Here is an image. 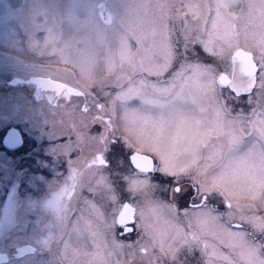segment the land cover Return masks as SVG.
Masks as SVG:
<instances>
[{
	"label": "snow or ice",
	"instance_id": "6c2138e0",
	"mask_svg": "<svg viewBox=\"0 0 264 264\" xmlns=\"http://www.w3.org/2000/svg\"><path fill=\"white\" fill-rule=\"evenodd\" d=\"M240 2L213 0L210 6L207 0L202 3L192 0H155V3L153 0H70L69 6L60 13L61 18L78 32L80 24L75 22V16L81 11L87 13L84 23L90 34L80 41L75 38L62 41V47L57 43L62 30L56 0L50 7L38 6L31 13L32 33L41 29L48 33L42 46L51 48L65 63L78 67L85 81L81 85L79 81L71 83L68 79L45 75L36 81L39 89L51 92L53 99L83 98L84 113L89 112V105L100 113L92 117V123L104 124L105 132L112 136L121 132L129 150V162L139 173L163 172L177 178L180 186L172 189L174 198L177 194L180 197L192 195L185 190L183 179L195 171L191 177L196 188L194 211L186 210L184 214L186 218L191 217L187 227L192 231H184L179 223L169 219L162 221L166 228L159 226L160 213L163 208L172 209L171 204L150 203L153 220L145 223L143 208L131 202H120L113 193L109 196L111 208L107 214L91 204L89 208L96 221L78 217L72 225V232L85 229L89 232L95 251L88 253L79 248L70 250L72 233L65 231L68 209L63 200L75 190L79 175L78 170L73 169L65 184L52 192L45 203L53 219L44 244L49 246L54 240H60L62 264H77L80 255L91 257L87 264H110L114 249L124 247L115 241L117 230L121 234L138 230L142 240L149 237L147 243L159 246L161 253L170 255L174 262L181 249L191 252L198 247L206 258L205 264L218 261L221 264H264V242L257 243L255 236H250L240 225H236L234 231L230 223H221L220 216L213 215L215 210L209 208L212 198L223 197L222 202L227 203L229 209L235 208L241 213L242 223L247 222L254 233L264 236V217L255 214L256 205L240 203L242 199L257 201L264 208V111L253 109L249 117L242 114L228 117V108L221 103L222 96L238 98L241 93H251L254 86L259 87V95L264 97V0H248L242 31L235 23L241 17L231 11ZM201 8L214 15L201 13ZM106 9L107 27L101 23ZM188 12L192 20L197 21L195 25L188 20ZM146 19L158 27L145 32L142 25ZM169 19L183 21L181 32L186 51L189 43L204 45L206 52L226 64L225 71L217 75L211 65L191 63L184 57L170 78L159 79L183 56L173 42L172 29L167 24ZM241 35L244 45L240 43ZM93 36L96 43L92 42ZM149 36L153 38L151 42ZM131 39L136 40V52L132 51ZM76 43H83L84 47L75 48ZM33 46L41 47V44L33 39ZM141 46L143 55H139ZM101 65L109 76H115L118 89L106 104L100 103L89 91L94 83L103 87L102 82L95 80ZM151 76L158 79L152 82L147 78ZM257 104L258 108L264 107L259 101ZM98 139L107 143L109 137L101 133ZM154 160L159 163L154 164ZM97 163H106L103 155L93 157L91 165ZM107 187L113 191L111 185ZM141 187L147 190L152 186L147 180H132L129 191L135 193ZM196 200L200 203H195ZM232 200L235 204L230 202ZM245 208L250 215L244 214ZM108 237L113 249L108 248ZM222 247L228 252L220 251ZM141 251L146 252L147 248L142 247Z\"/></svg>",
	"mask_w": 264,
	"mask_h": 264
},
{
	"label": "rangeland",
	"instance_id": "374dc122",
	"mask_svg": "<svg viewBox=\"0 0 264 264\" xmlns=\"http://www.w3.org/2000/svg\"><path fill=\"white\" fill-rule=\"evenodd\" d=\"M98 2H105V0H98ZM192 2L202 3V0H192ZM52 3L53 0H0V234L5 227L8 236L3 239L4 243L1 242V248L11 250L15 243L26 237L27 240H32L38 248L36 256L24 261L26 264H62L63 246L61 242L56 241L57 246H55V240L49 246L44 244L49 234L47 222H50L51 210L43 207L42 204L37 206L36 204L46 192L55 186L65 184L73 169L78 170L79 175L75 181L76 188L70 195L67 212V221L70 225L68 232L72 233L70 250L79 248L81 252L92 253L95 251L89 232L86 229L83 232H72V225L78 217H82L83 220L96 221L95 214L89 208L91 204L107 214L111 208L109 196L113 193L120 202L128 201L138 208H143L145 223L153 220L149 212L150 203L171 204L173 205L172 209L163 208L160 213L161 223L159 226L166 228L167 226L162 221L169 219L173 223H179L184 231H192L187 227L191 217L186 218L184 214L186 210L191 213L194 209L189 204H181L179 194H177V198L172 195V189L177 185L180 186L176 177L163 172L139 173L129 162V150L121 132L117 131L115 136H112L110 132H105L104 124L92 123V117L100 115V113L91 105H89V112L84 113L83 98L56 97L55 101H51L45 92L42 94L46 97L45 99L39 98L42 95L36 96L37 83L32 81L33 77L52 75L68 79L71 83L75 81H79L81 85L85 83L78 67L72 63H65L59 55L53 54L51 48L42 46L44 38L48 35L47 32L41 29L32 33L29 22L31 13L38 6L47 8ZM207 3L211 6L213 0H207ZM69 4L70 0H56L57 19L61 20L60 29L62 30L57 43L61 47L63 46L62 41L73 38L80 41L90 34L84 23L87 13L81 11L75 16V22L80 24L78 32L75 28L69 27L67 20L61 18L60 13ZM247 6L248 0H241L231 9L237 17H241L235 21L237 28L241 31L245 23L242 17L248 10ZM200 12L208 16L214 15V12H207L204 8H201ZM187 18L193 25L197 23L192 20L191 12H188ZM101 23L108 26L102 19ZM167 24L172 29V38L176 49L183 56L178 61H174L173 67L159 79L170 78L171 73L179 69V64L183 62L184 57H187L188 62L191 63L199 62L211 65L217 75L221 71H225L226 64L219 61L210 52H206L204 45L189 43L187 51L185 50L184 37L181 32L184 27L182 20L169 19ZM153 27H158V25H153L147 19L142 25L145 32H150ZM33 35H35L34 38ZM192 35L195 33L193 32ZM33 39L40 42L41 47H34ZM152 39L151 36L148 37L149 42ZM156 39L158 40L159 36ZM92 42L96 43V37H92ZM129 43L132 51L136 52V40L131 39ZM240 43L241 45L245 43L243 35H241ZM74 47L83 48L84 44L76 43ZM143 54V46H141L139 55ZM147 78L152 82L158 79L156 76ZM14 80L15 82H13ZM95 80L102 82L103 87L94 83L89 91L100 103L106 104L110 96L118 91L115 85V76H109L106 68L101 65L95 73ZM259 91V87L256 86L252 97L246 100L247 103L251 100L257 106V101L264 105V97L259 95ZM229 98L230 96L227 99L224 96L221 97V103L227 108L231 102L236 101L235 98L231 99L227 105ZM247 109L245 105V110ZM255 109L264 111V107ZM231 111L234 116L241 112L239 109ZM227 116L230 117L229 110ZM12 127L23 133L25 143L22 142L23 148L20 149L26 153L24 162L22 161L23 157L15 158L11 153L8 154L2 149L1 141L7 130ZM101 133L109 137L107 143L98 139ZM97 153H101L108 161V167L91 165V161ZM146 154L150 155L151 153ZM20 163L31 164L32 169H28L29 167L19 169ZM158 163V160H155L154 164ZM194 175L195 171L183 179L185 190H193L192 194L196 192L191 180ZM132 180H147L152 187L147 190L141 187L140 190L132 193L129 191ZM107 185H111L113 191L110 192ZM231 203L235 204V200H232ZM240 203L242 205L255 204V214L264 217V208H261L258 202L242 199ZM72 210L75 212L71 213ZM39 211L41 213H38ZM230 211L234 214L229 215V218L236 222L235 225L241 223L243 230L250 236L254 235L257 243L264 242V236L259 232L254 233L253 228L247 222L240 221L241 213L235 208H228L227 215ZM244 214L250 215L251 213L245 208ZM213 215L219 216L220 214L213 213ZM220 222L227 223L223 218H220ZM233 230L237 229L233 227ZM118 231L115 234V241L124 247L114 249V254L110 257V264H116L117 261L120 264H205L206 258L198 247L193 248L191 252L186 248L181 249L174 262L170 255L161 253L159 246L153 247L148 244L149 237L145 236L142 240L138 230L131 234L121 235ZM172 234L173 232L169 230V235ZM128 245H132V247H128ZM165 246L167 247V238ZM142 247H146L147 251L142 252ZM108 248L113 249L111 237H108ZM56 250H58L57 253ZM220 251L226 253L228 249L222 247ZM90 260V256L80 255L77 258V264H87ZM24 262L16 260L10 264H24ZM217 264H221V262L218 261Z\"/></svg>",
	"mask_w": 264,
	"mask_h": 264
},
{
	"label": "flooded vegetation",
	"instance_id": "af4514ba",
	"mask_svg": "<svg viewBox=\"0 0 264 264\" xmlns=\"http://www.w3.org/2000/svg\"><path fill=\"white\" fill-rule=\"evenodd\" d=\"M101 19L105 22V23H107V10H105V15L103 16V17H101ZM221 72H223V71H221ZM220 72V73H221ZM255 88H256V86H254V88H253V91L251 92V93H241V94H239V97L238 98H235L236 99V101H233V102H231L230 103V101H231V99H234L233 97H231L230 96V98H229V100H228V102H227V105H228V110H229V116L230 117H236V116H234L233 115V113H232V109H234V110H241V112H239L238 114H242L243 116H245V117H249L250 115H251V113H252V111H253V109H255L256 107H258L257 105H255V104H253V102H252V104H249V103H247V99L248 98H250V97H252L251 95L253 94V92L255 91ZM40 99H45L46 97L45 96H40L39 97ZM245 105L247 106V110H245ZM251 108H253L252 109V111H250V109ZM21 133H22V131H21ZM22 135H23V133H22ZM2 142V141H1ZM25 142H24V136H23V144H24ZM23 144L20 146V147H17V148H14V149H9V148H7V147H5L2 143H1V146L3 147L2 149L5 151V152H7L8 154H10L11 153V155L13 156V157H15V158H17L18 156H21V157H23V159H22V161L24 162V159H25V157H26V153L25 152H22L21 151V149L23 148ZM21 148V149H20ZM20 150V151H19ZM96 155H102L101 153H97ZM149 155V154H148ZM151 155V154H150ZM105 161H106V163L105 164H103V165H101V164H99V163H97L96 164V166H102V167H108V165H109V163H108V161L105 159ZM153 162H155V160L153 161ZM23 167H29L28 169H32V166H31V164H26V163H20V168L19 169H21V168H23ZM23 181V180H22ZM64 184H61V185H59V186H55L54 188H52L50 191H48V192H46L40 199H39V201L37 202V204H36V206L38 205V204H42L43 205V207L45 206V203H46V201L50 198V196H51V193L52 192H54V191H56V190H58L61 186H63ZM175 187H178V185L177 186H175ZM196 190V188L194 189V191ZM191 191H193V190H191L190 189V191H188V192H191ZM38 193V192H37ZM192 193V192H191ZM196 193V192H195ZM195 193H193L192 194V197H190V196H183L184 198H180L181 200H180V202H181V204H189L190 206H192V203L194 202V197H195ZM69 199H70V196L69 197H65L64 198V200H63V203L65 204V206L67 207V209H69ZM223 199V197L221 198L220 196H217V197H215L214 199H211L210 201H209V208L210 209H214L215 211L213 212L214 214H216V213H218V214H220L219 216H220V218L222 219H224L227 223H230L231 225H233V227H235L236 225H235V223L236 222H234L233 220L231 221V219L229 218L230 216L229 215H227V213H226V211L228 210V205H227V203H225V202H222L221 200ZM124 202H128V201H124ZM231 202V201H230ZM254 202H257V201H254ZM30 203V202H29ZM195 203H200V201H198V200H196L195 201ZM31 204H33V203H31ZM73 212H75L74 210H72L71 211V213H73ZM38 213H41V211H39ZM51 216L49 217V221L50 222H47L48 223V225L51 223V221H52V219H53V216H52V213L50 214ZM49 216V215H48ZM224 222V221H223ZM65 225H66V227H65V231L66 232H68V229H69V227H70V225H69V222L66 220V222H65ZM238 225H240L242 228H243V226H242V224L241 223H239ZM1 227V226H0ZM236 228V227H235ZM1 229V228H0ZM244 229V228H243ZM118 233H119V235H121V232L120 231H118ZM5 237H8L7 236V234H6V229H5V227L3 228V232L0 234V253H4L5 254V256H4V258L3 259H0V264H10V263H12V262H14V261H16V260H22L23 262L25 261V260H28L29 258H33V256H36V254L38 253V248H37V245L34 243V242H32V240L30 241V240H27L26 239V237H24V239H22V241H19L18 243H15L13 246H12V249L11 250H4V249H2L1 248V246H2V244H1V242L2 241H4L3 239H5ZM56 241L57 242H59L60 243V240L59 239H56L55 240V246H57V243H56ZM2 243H4V242H2ZM20 245H31L34 249L32 250V251H29V252H25L24 254H22V255H17V254H15L16 252H17V250H16V247H18V246H20ZM57 251L58 250H56V253H57ZM55 257H57V255L55 254ZM24 264H26V262H24Z\"/></svg>",
	"mask_w": 264,
	"mask_h": 264
},
{
	"label": "water",
	"instance_id": "95a60500",
	"mask_svg": "<svg viewBox=\"0 0 264 264\" xmlns=\"http://www.w3.org/2000/svg\"><path fill=\"white\" fill-rule=\"evenodd\" d=\"M41 78H43V77H33L32 81H34L36 83V81L38 79H41ZM13 82H15V80ZM44 92L51 101H55L56 98H54V99L52 98L53 94L51 92L41 90L37 86V89L35 92L36 96H40ZM22 142H23V138H22L20 131L14 127L7 130L6 134L4 135V137L2 139L3 145L9 149H14V148L19 147L22 144ZM33 249L34 248L31 245H20V246L16 247L17 252L15 254L22 255L25 252L32 251ZM4 256H5L4 253H0V259H3Z\"/></svg>",
	"mask_w": 264,
	"mask_h": 264
}]
</instances>
